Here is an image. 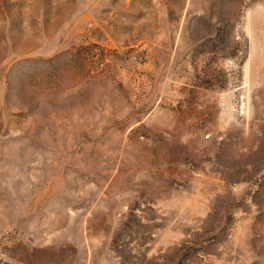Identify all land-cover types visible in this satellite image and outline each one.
<instances>
[{
    "label": "rangeland",
    "instance_id": "rangeland-1",
    "mask_svg": "<svg viewBox=\"0 0 264 264\" xmlns=\"http://www.w3.org/2000/svg\"><path fill=\"white\" fill-rule=\"evenodd\" d=\"M0 264H264V0H0Z\"/></svg>",
    "mask_w": 264,
    "mask_h": 264
}]
</instances>
